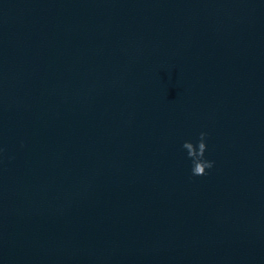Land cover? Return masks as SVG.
Wrapping results in <instances>:
<instances>
[{"label":"water","instance_id":"95a60500","mask_svg":"<svg viewBox=\"0 0 264 264\" xmlns=\"http://www.w3.org/2000/svg\"><path fill=\"white\" fill-rule=\"evenodd\" d=\"M0 264H264V0H0Z\"/></svg>","mask_w":264,"mask_h":264},{"label":"clouds","instance_id":"9594fccd","mask_svg":"<svg viewBox=\"0 0 264 264\" xmlns=\"http://www.w3.org/2000/svg\"><path fill=\"white\" fill-rule=\"evenodd\" d=\"M206 137L207 133L201 132L195 145L190 141H185L182 145L187 150L188 158L192 161L191 171L195 176L206 175V170L214 166V161L205 158L207 150Z\"/></svg>","mask_w":264,"mask_h":264}]
</instances>
